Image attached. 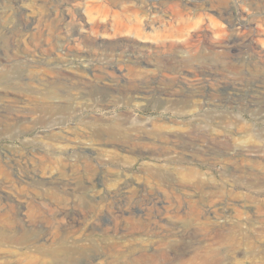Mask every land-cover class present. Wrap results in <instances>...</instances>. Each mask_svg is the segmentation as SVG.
<instances>
[{"label":"rangeland","instance_id":"obj_1","mask_svg":"<svg viewBox=\"0 0 264 264\" xmlns=\"http://www.w3.org/2000/svg\"><path fill=\"white\" fill-rule=\"evenodd\" d=\"M135 1L152 5L151 21L134 3L0 0V212L20 215L16 224L0 219V256L7 249L8 264L25 252L42 257L3 244L2 236L26 232L58 247L88 242L70 261L46 255L45 264H156L162 253L184 258L198 243L215 245L218 264H263L264 212L256 211L264 210V21L254 25L262 29L254 43L218 34L215 53L188 25L200 15L185 0H173L176 10L168 0ZM229 4L246 18L262 9L264 16V0ZM191 76L199 83L190 85ZM194 201L214 206L222 227L246 221L244 238L188 231L175 239L168 223ZM61 206L67 213H57ZM74 218L83 223L71 233L66 221L76 225ZM137 218L153 220L151 231L136 228Z\"/></svg>","mask_w":264,"mask_h":264},{"label":"bare ground","instance_id":"obj_2","mask_svg":"<svg viewBox=\"0 0 264 264\" xmlns=\"http://www.w3.org/2000/svg\"><path fill=\"white\" fill-rule=\"evenodd\" d=\"M112 5L114 6H119V7H125V3H134L135 5L139 6L138 10H143L144 11V17L146 18L147 22H149V20H152L153 17V7L152 5L149 6L147 2L144 3V5H142V3H139L138 1L135 0H108ZM159 1V0H158ZM157 1V2H158ZM251 3H255V0H249ZM156 2V3H157ZM154 3V2H153ZM175 3V4H174ZM185 3L187 5H191L192 9H194L193 11H198L199 15H200V19L196 22H192L190 24H188L190 26V28H194V33L201 35L200 39L204 38V41L208 42L209 46L207 45L206 47L214 50L215 48H219L218 47V34H223L224 32L231 30V32L236 33L238 35V37L240 38V40L242 39V42L245 44L247 43V41L254 43L258 40V35L260 32V30H262L259 27H255L254 25L257 24L259 26L261 21H264V16L261 15V13L263 12V9L261 12H256L255 15L253 16H248L247 18L243 15L242 10H237V12L232 8V6L229 4V0H185ZM109 4V3H108ZM152 4V3H151ZM168 6L173 9L176 10L175 7L178 6L180 4L179 1H173V0H168L167 2ZM158 5V4H157ZM133 6V5H132ZM156 6V5H154ZM167 6V5H166ZM128 7V6H127ZM121 8V9H122ZM133 8V7H132ZM141 8V9H139ZM136 9V8H135ZM132 9V10H135ZM257 9V7H256ZM129 10V9H128ZM137 10V9H136ZM135 10V11H136ZM138 10L136 12H138ZM155 12V11H154ZM180 12V11H179ZM128 13V12H127ZM140 13V12H138ZM143 13V12H142ZM137 14V13H135ZM122 15V14H121ZM137 16V15H136ZM135 16V17H136ZM139 16V15H138ZM137 16V17H138ZM172 16V15H171ZM218 17L219 19H223L226 20L228 22V26L225 27L222 25V23H220V21H218ZM105 17H103L102 19H104ZM127 18V16H126ZM139 18V17H138ZM137 18V19H138ZM130 19V18H129ZM136 19V20H137ZM62 20L64 21V23L72 24V25H76L77 24V20L72 16V17H68L67 15H65ZM122 20V19H121ZM142 20V19H141ZM154 21V20H153ZM33 22V21H32ZM35 23V22H33ZM31 23V24H33ZM108 23V22H107ZM87 26V25H86ZM100 29V28H98ZM190 31V30H189ZM193 32L188 36V41H187V53L189 56L192 57V50L191 48L194 47V43H193V38L194 34ZM222 36V35H221ZM236 38V37H235ZM261 40V39H259ZM199 41V40H198ZM226 42V41H225ZM224 43V42H223ZM237 43V42H236ZM235 43V44H236ZM197 44V43H196ZM201 44V43H200ZM199 46V45H198ZM196 48V47H195ZM214 48V49H213ZM194 51V50H193ZM215 53H218V50H214ZM258 52L261 53L262 57L264 56V49L262 48L261 50H259ZM199 53V52H198ZM213 53V52H212ZM211 53V54H212ZM256 57V56H255ZM257 58V57H256ZM263 62V61H262ZM191 63V62H190ZM82 64V63H81ZM190 67H194L193 65L190 64ZM218 70V68H217ZM148 72V71H147ZM196 73V72H195ZM216 73V72H215ZM192 74V73H190ZM193 75V74H192ZM197 75V74H196ZM203 75V74H202ZM202 77V76H201ZM198 78V77H197ZM190 85H195L199 82H196L194 77L191 76L190 78ZM204 79V78H203ZM189 80V79H188ZM1 83V82H0ZM1 85V84H0ZM189 85V86H190ZM188 86V87H189ZM197 86V85H196ZM189 89V88H188ZM188 89L186 91H188ZM189 92V91H188ZM191 93V92H190ZM188 94V93H187ZM45 99V97H44ZM201 113V112H200ZM257 148V147H255ZM250 152V151H248ZM253 152V151H252ZM263 152V151H261ZM245 153V152H244ZM256 153V152H254ZM247 155V154H246ZM245 158V157H244ZM262 158V157H261ZM249 161V160H248ZM247 161V162H248ZM253 164L259 163L260 161L257 159L252 160ZM248 163H251L248 162ZM258 165V164H257ZM256 165V166H257ZM262 165V164H261ZM262 168H264V166H262ZM191 169V168H190ZM189 169V170H190ZM251 169V168H250ZM195 171L194 170H190L189 173L187 172V177L188 176H193V173ZM253 173V172H252ZM256 173V172H255ZM197 174V172H196ZM200 174V173H199ZM264 174V173H263ZM186 175V174H185ZM202 175V174H200ZM203 176V175H202ZM201 177V176H200ZM195 179V178H194ZM198 179V178H197ZM202 179V178H201ZM69 180V179H68ZM71 180V179H70ZM80 181V180H79ZM197 181V180H195ZM65 183V182H64ZM73 183V181L71 182ZM198 183V182H197ZM200 183V182H199ZM38 184V183H37ZM70 184V183H69ZM81 184V183H80ZM59 185V184H58ZM85 186V184L83 185H79L78 187L83 189ZM83 187V188H82ZM25 188V187H24ZM67 188V187H66ZM257 188V187H256ZM71 189H73L71 187ZM185 189H187V187H185ZM190 189V188H189ZM261 189V188H260ZM44 190V189H43ZM28 191V190H27ZM194 190L192 189V192ZM264 191V189H263ZM17 192V191H16ZM30 192V191H29ZM185 192H187L185 190ZM34 193V191H33ZM191 193V192H190ZM13 194V193H12ZM39 194V193H38ZM192 194V193H191ZM264 194V193H263ZM213 195V194H212ZM260 195V194H259ZM28 197V196H27ZM218 197V196H217ZM216 197V198H217ZM12 198V197H11ZM30 198V197H29ZM50 198V197H49ZM214 198V197H213ZM24 199V198H23ZM211 199V198H209ZM16 200V199H15ZM36 200V199H35ZM149 200V199H148ZM147 200V201H148ZM151 201L154 200L152 197L150 199ZM251 200V199H250ZM253 200V199H252ZM199 201V200H198ZM19 202V201H18ZM21 202V201H20ZM19 202V203H20ZM23 202V201H22ZM214 202V201H212ZM264 202V201H263ZM27 203V202H26ZM156 203V202H155ZM216 203V202H215ZM214 203V204H215ZM259 203V202H258ZM25 203H23L24 205ZM29 204V202H28ZM35 204V203H32ZM13 205V203H12ZM145 205V204H144ZM149 205V202H148ZM157 205V204H156ZM181 205V204H180ZM210 205V204H209ZM263 205V204H262ZM21 206V205H20ZM28 206V205H27ZM36 207L39 208V211L41 212L43 207H40L38 204H35ZM57 206V205H56ZM203 206L204 203L203 202H197L194 201L191 203L189 211L187 212V216H181V214L179 213V211H177L176 217L177 219L172 221V223H168L170 229L172 230V232H170L173 236H175L174 238L179 240L178 238L180 237L181 239L184 237V233L185 232H190L193 231L194 234H201L205 237H209L212 241H214L215 239L217 240L218 238V233L220 231H225L228 232V234H230V238H232L234 241H238L241 238H244L243 236L239 235L244 233L243 230L245 229V223H247L246 221L240 219L237 222L229 225V226H221L218 225V210L216 208H213L214 206L210 205V207L208 209H204L203 210ZM258 206V205H257ZM67 207V205H66ZM66 207H59L57 208V213H67L68 209ZM147 207V206H146ZM208 207V206H207ZM42 208V209H41ZM71 208V207H70ZM69 208V209H70ZM73 208V207H72ZM174 208V207H173ZM257 208V207H256ZM260 209H256L258 213L260 212H264V210L261 209V207H258ZM17 209V208H16ZM34 209V208H32ZM47 209V208H46ZM79 209V208H78ZM156 209V208H155ZM11 210V208L9 209ZM80 210V209H79ZM168 210V209H167ZM184 210V208H183ZM21 211V210H20ZM171 211V210H170ZM181 211V210H180ZM29 212V211H28ZM56 212V211H55ZM76 212V211H75ZM91 212L90 207L87 205L86 208L81 209V214H82V218H86L89 213ZM145 212V211H144ZM143 212V213H144ZM158 212V211H157ZM182 212V211H181ZM241 212V211H240ZM242 212H244L242 210ZM239 213V215H243L244 213ZM248 212V211H247ZM246 212V213H247ZM21 213V212H20ZM27 213V212H25ZM142 213V214H143ZM147 213V212H146ZM145 213V214H146ZM170 213V212H169ZM221 213V212H220ZM250 212H248L247 215ZM253 213V212H252ZM23 214V211H22ZM28 214V213H27ZM72 214V213H71ZM167 214V213H166ZM238 214V212L235 213V215ZM255 214V213H254ZM31 215V214H30ZM62 215V214H61ZM70 216V214H68ZM67 215V216H68ZM173 216V212L171 214ZM223 215V214H222ZM245 215V214H244ZM57 216V215H56ZM68 216V217H69ZM138 216V215H137ZM136 216V217H137ZM147 216V215H146ZM172 216H170L172 218ZM20 215L18 213L17 210H11L10 212H8V210L4 213V212H0V219H4V221L8 222L9 224H16L17 221H20ZM239 217V216H238ZM80 218L78 221L75 219L74 222H76V225H72L71 222H68V220L66 221L68 223V225L70 224L71 229L70 230L71 233H76L77 228L75 229V227H77V225H80L83 223V219ZM152 218V217H151ZM151 218H148L149 220H151ZM168 218V217H167ZM175 218V217H174ZM255 218V217H254ZM69 219V218H68ZM72 219V218H71ZM251 219V216H250ZM58 220V219H56ZM118 220V219H117ZM129 220V219H128ZM131 220V218H130ZM129 220V221H130ZM134 221L135 227L136 228H140V229H144L147 231H151V228H153V226L151 225V220L150 223L149 221H145V219H141V218H137V219H132ZM168 220V219H167ZM256 219H254L255 221ZM131 221V224L132 222ZM230 221V220H229ZM155 222L158 225H162L159 224V222L157 220H155ZM31 223V222H30ZM35 223V222H34ZM37 223V222H36ZM60 223H62L63 225H65L64 220L61 221ZM162 223V222H161ZM164 223V222H163ZM256 223L255 222H249V225H254ZM119 224V223H118ZM226 224V223H225ZM224 224V225H225ZM245 224V225H244ZM166 225V224H165ZM134 226V225H133ZM134 227V228H135ZM165 227V226H163ZM135 228V230H136ZM161 228V227H160ZM244 228V229H243ZM251 228V227H250ZM253 228V227H252ZM255 228V227H254ZM111 229V228H110ZM225 229V230H222ZM143 230V231H144ZM166 230V228L164 229ZM249 230V229H248ZM92 231V230H91ZM134 231V229H133ZM163 231V229H162ZM161 231V232H162ZM261 232H264V228ZM140 233V232H139ZM164 233V232H163ZM192 233V232H191ZM190 233V234H191ZM107 234V233H106ZM42 235V234H41ZM40 235V236H41ZM239 235V237H238ZM39 236V235H37ZM171 236V235H170ZM246 235V238H250L251 236ZM3 237V244L7 243V244H13L15 241L20 244H23L22 248H33V250L42 253L41 255H43L42 257L36 255V254H30L31 252H25L23 254V252H20L21 254H23L19 260V264H45V257L46 255L52 256V257H61V259L63 261H70L71 258H73L74 256L72 255L74 251H79V250H83L86 246H88V242L87 241H77V240H73L74 243L73 244H68L69 246H55L52 245V243H47V242H41L40 237H35V238H39L37 240H33L32 238H30L28 236V234L26 232L23 233H18L17 237L15 238V236H2ZM140 237V235L138 236ZM144 237V236H143ZM169 237L168 235H164L162 240H164L165 238ZM46 239V241L50 240L49 237H44ZM105 238V237H104ZM58 239H60V243L61 244H65V243H69L67 241H69V238L66 237V235H62L60 236ZM112 239V237H111ZM136 240V239H135ZM145 240V238H144ZM231 240V239H230ZM143 241V240H142ZM2 243V241H1ZM178 243V242H177ZM218 243V242H217ZM215 243V244H217ZM199 245H191L189 251L187 252V254L184 256V258H180V256L182 257L181 254H177V252H174L175 255L173 257H170L168 255V253H162L160 254V258L156 259L153 258V261L155 262L156 260V264H170L169 262H171L170 260H173L172 258H180V263L179 264H218V252L213 248V246L215 247V245L212 246L213 243H210V245H205V244H200ZM164 246V245H163ZM162 247V246H161ZM73 250V252H72ZM162 250V249H161ZM160 250V251H161ZM148 251V250H147ZM177 251V250H176ZM3 252L6 254L9 253V251L3 250ZM158 252V251H157ZM164 252V251H163ZM168 252V251H167ZM147 253V252H146ZM161 253V252H158ZM180 253V252H179ZM185 253V252H184ZM0 256V264H8V258H6V256ZM148 255V253H147ZM142 256V255H141ZM145 256V255H143ZM150 256V255H149ZM149 256H146V258H150ZM153 256H155L153 254ZM152 256V257H153ZM159 257V255H157ZM136 261L137 257H135ZM140 258V257H138ZM145 258V257H144ZM143 258V259H144ZM262 258V262L264 264V256L261 257ZM142 259V258H140ZM61 260V261H62ZM261 260V259H260ZM141 261V260H139ZM152 261V260H151ZM144 262V261H143ZM147 262L149 263L148 259ZM236 262V261H235ZM141 263V262H139ZM151 263V262H150ZM146 264V263H145ZM155 264V263H154ZM172 264V263H171ZM220 264V263H219Z\"/></svg>","mask_w":264,"mask_h":264}]
</instances>
